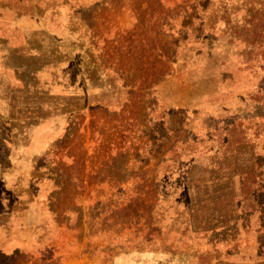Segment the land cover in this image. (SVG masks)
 Returning <instances> with one entry per match:
<instances>
[{"label":"rangeland","instance_id":"374dc122","mask_svg":"<svg viewBox=\"0 0 264 264\" xmlns=\"http://www.w3.org/2000/svg\"><path fill=\"white\" fill-rule=\"evenodd\" d=\"M83 1L0 0V35L10 33L7 42L0 39V141L6 143L5 150L0 151V264H45L58 254L57 248H50L47 236L43 235V227L51 221L48 210L39 202L28 206L27 201L31 179L35 181L36 176L42 175L35 171H46L47 160L42 157L66 127L60 116V97L87 99V90H91L88 78L95 81L96 87H100V82L103 84L99 76L97 79L91 64L93 59L84 60L74 44L83 43L78 38L81 27L75 22L74 11L96 35L94 43L108 47L106 53L112 57L115 50L132 45L131 35L143 20L146 26L154 7L149 0H123L113 10L109 7L92 11L91 18L90 6L98 0ZM198 47L194 59L185 60L182 66L184 84L171 79L161 83L158 89L164 106L187 107L184 115L190 121L186 128L190 135L186 139L198 145L201 153L198 164L184 180L178 181L184 187L178 188L170 198L180 202L178 222L171 220L175 217L172 209L165 217L161 216L165 204L160 197L158 202L145 203L142 207L145 214L150 213V220L130 222L137 221L141 231L144 225L147 229L146 222H153L155 226L150 234L131 231L130 224L124 225L123 233L131 235L115 233L113 240H96L92 244L96 247L93 256L75 252L62 263L60 260L52 264H261L259 257L264 260V208L258 207L248 219L242 217L241 204L236 200L240 198L236 195L237 178L234 176L231 181L233 185H227L230 173L205 168L214 162L209 157L218 155L217 139L225 138L228 133L225 124L232 119L242 123L239 130L246 129L247 138L263 137L264 86L257 87L256 80L241 71L234 52L225 54L230 48L226 38H206ZM33 72H36L34 78L30 75ZM98 91L93 89L91 94ZM223 119L227 121L222 122ZM88 127L77 138L91 148V132L100 128H92L90 122ZM170 131H174L172 137L178 134V138H185L175 125ZM243 155L232 157L228 165L245 171L249 165L247 152ZM217 166L222 168L223 163L218 161ZM44 188L43 185L36 189L39 199L43 198ZM97 191L89 187L85 195L95 196ZM88 206L89 203L81 204L83 210ZM60 207L79 211L74 202L73 205L60 203ZM3 213L8 216L4 218ZM127 214L118 217L126 219ZM73 236V233L65 234L63 243L58 241L60 235L53 240L54 245L58 241V248L63 245V256L77 243ZM76 236L81 238L80 233Z\"/></svg>","mask_w":264,"mask_h":264},{"label":"trees","instance_id":"16d2710c","mask_svg":"<svg viewBox=\"0 0 264 264\" xmlns=\"http://www.w3.org/2000/svg\"><path fill=\"white\" fill-rule=\"evenodd\" d=\"M122 1L98 0L90 6V17L92 11L99 12L101 8L109 7L113 10L115 4ZM151 1L154 7L150 11V21L145 26L143 20L130 37V40L133 38L132 45H125V50H115L112 57L106 53L108 47L94 43L96 35L89 31L85 19L74 11L75 22L77 20L81 27L78 28V38L84 43L75 41L74 44H77L78 53L84 60L93 59L91 64L97 72V79L99 76L103 84L100 82V87H96L95 81L88 78L91 90H87V99L60 97V116L66 127L42 157L47 160L46 171H35L42 175L36 176L35 181L31 179L27 205L39 202L48 210L51 224L43 227V235L47 236L50 248L54 246L58 252L51 262L46 261L45 264L60 260L62 263L75 252L93 256L96 247L92 244L96 240H113L115 233L118 236L131 235L123 233L124 225L130 224L131 231L150 234L155 226L153 222H146L147 229L144 225L142 231L136 223L151 219L150 213L145 214L142 207L145 203L158 202L160 197L165 204L161 208V216L165 217L166 212L172 209L175 217L171 220L178 222L181 205L170 198L178 188L184 187L178 181L184 180L198 164L201 153L198 145L188 143L186 139L190 135L186 131L190 121L184 115L187 107L164 106L159 100L158 89L161 83L171 79L184 84L185 69L182 66L185 60L194 59L201 42L206 38H226L230 48L225 54L234 52L240 60L241 71L248 72L247 76L251 75L256 80L257 87L264 86V0ZM4 34L0 39L5 38L7 42L10 33ZM184 53L185 59L182 58ZM35 74L30 73L33 78ZM61 87L65 90V86ZM93 89L100 91L91 94ZM88 122L92 128H100L98 132H91V148L78 142L77 138L83 130L90 129ZM217 124L220 125V120ZM173 125L185 134V138H178V134L172 137L174 131L171 133L170 129ZM241 125L237 118L225 124L228 133L225 138L220 136L221 139H217L218 155L212 154L209 161L214 162L205 168L230 173L227 185H233L231 181L234 176L237 178L236 195L240 198L236 200L241 204L242 217L248 219L258 207L264 208V135L260 140L258 136L253 140L247 138L246 129L239 130ZM5 148L6 143L0 141V151ZM245 152L249 164L245 171L228 165L232 157H243ZM217 156L220 158L216 159ZM218 161L223 163L222 168L217 166ZM88 182L90 188H97V195H85ZM43 185V198L39 199L35 192ZM63 202L76 203L79 211L75 208L64 210L60 207ZM83 202L89 203L84 210L81 208ZM124 212H128L126 219H119L118 214ZM7 216L8 213H3L4 218ZM133 219L137 221L130 223ZM67 233H73L72 239L77 243L63 256V245L58 248L57 242L63 243ZM78 233L81 234L80 239L76 236ZM57 235L60 238L54 245ZM259 259L264 264L263 257Z\"/></svg>","mask_w":264,"mask_h":264}]
</instances>
